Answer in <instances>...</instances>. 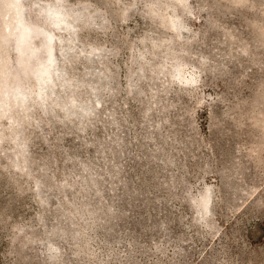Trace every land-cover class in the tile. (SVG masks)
I'll use <instances>...</instances> for the list:
<instances>
[{
  "label": "rangeland",
  "instance_id": "1",
  "mask_svg": "<svg viewBox=\"0 0 264 264\" xmlns=\"http://www.w3.org/2000/svg\"><path fill=\"white\" fill-rule=\"evenodd\" d=\"M0 264H264V0H0Z\"/></svg>",
  "mask_w": 264,
  "mask_h": 264
},
{
  "label": "trees",
  "instance_id": "2",
  "mask_svg": "<svg viewBox=\"0 0 264 264\" xmlns=\"http://www.w3.org/2000/svg\"><path fill=\"white\" fill-rule=\"evenodd\" d=\"M221 39H224V37H222ZM113 92H116V90L113 89L112 93H113ZM102 146H103V145H101V146H99V147L101 148ZM66 162H67V163H70V160H66Z\"/></svg>",
  "mask_w": 264,
  "mask_h": 264
}]
</instances>
